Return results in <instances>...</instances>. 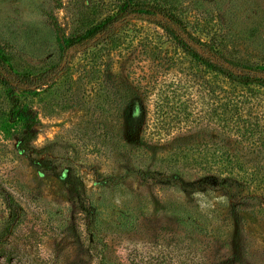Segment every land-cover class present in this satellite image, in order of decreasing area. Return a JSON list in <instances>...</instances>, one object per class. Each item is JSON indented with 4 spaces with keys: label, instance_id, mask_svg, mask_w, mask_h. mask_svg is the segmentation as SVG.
Here are the masks:
<instances>
[{
    "label": "rangeland",
    "instance_id": "374dc122",
    "mask_svg": "<svg viewBox=\"0 0 264 264\" xmlns=\"http://www.w3.org/2000/svg\"><path fill=\"white\" fill-rule=\"evenodd\" d=\"M175 1L200 54L259 82L190 63L154 20L63 54L119 0H0V189L24 210L10 229L0 192V264H264V0Z\"/></svg>",
    "mask_w": 264,
    "mask_h": 264
},
{
    "label": "trees",
    "instance_id": "16d2710c",
    "mask_svg": "<svg viewBox=\"0 0 264 264\" xmlns=\"http://www.w3.org/2000/svg\"><path fill=\"white\" fill-rule=\"evenodd\" d=\"M117 14L115 16L108 17L104 20L99 22L93 23L95 18H89L86 14L82 15L83 17L79 19L77 22V26L74 29V32L68 37L63 39H59L60 49L63 54H69V52L75 48H83L86 45L95 41V47H100L102 44L108 43L110 40H114L115 36H110V30L116 24L119 25L124 20L137 18V19H146L147 21L154 20L155 24L162 28L167 35V38L171 40L177 49L182 52L185 58H188L190 63L195 62L198 67H202L207 71L214 73L216 76H221L227 79L230 83H237L242 86H248L254 84L259 81H255L251 79L245 73H235L231 69L225 67L228 65H233L232 62L226 61L225 57L221 54L223 59L222 63H217L212 59L205 57L204 55L200 54L194 46L200 44L197 39L193 37L191 31L189 29V21L186 18L185 13L180 9L181 7L179 4L176 3L175 0H119ZM83 4V2L81 3ZM84 6L82 10H84ZM88 8V7H87ZM87 10V9H86ZM81 15V14H80ZM110 50L105 52L100 49L97 51L96 57L100 59V61L104 62L106 54H109ZM94 54V53H92ZM94 54V59H95ZM220 55V53H218ZM9 66V59L8 57L0 50V70H7ZM94 70V69H92ZM101 70V68H100ZM264 72V70H263ZM92 75H97L100 78L99 71L91 73ZM264 74V73H263ZM55 77H52L54 79ZM23 80V79H22ZM50 82V80L48 81ZM24 85V84H23ZM38 86H47V84L38 85ZM40 87L38 89H40ZM110 96L109 93L103 91L102 97L107 99V96ZM108 105V103H105ZM12 112L10 114V119L18 124L20 128L26 130L27 128H32L34 126V118L33 115L30 113L29 109L18 102H12ZM106 112L103 110V113ZM21 129V130H22ZM22 143L25 140L20 137ZM224 156L221 157L220 163L223 165ZM217 160V159H215ZM216 164V163H215ZM157 171V173L155 172ZM152 173L155 175L163 176L165 175L166 171H162L160 169L155 170ZM233 170L222 171L219 172V176H223L226 174L232 175ZM139 176L142 182L148 180L146 177V173L143 171H138L136 173ZM150 174V173H149ZM168 174L171 177V171L168 170ZM225 180V179H223ZM0 192L4 196L5 207L8 211V218L7 223L10 224V229L12 225H15L22 221V217L24 214V210L21 206H19L13 195L7 192L4 189H0ZM88 213V212H87ZM89 217L91 213L89 214ZM10 229L9 233H10ZM8 233V234H9Z\"/></svg>",
    "mask_w": 264,
    "mask_h": 264
},
{
    "label": "water",
    "instance_id": "95a60500",
    "mask_svg": "<svg viewBox=\"0 0 264 264\" xmlns=\"http://www.w3.org/2000/svg\"><path fill=\"white\" fill-rule=\"evenodd\" d=\"M66 64H67V63H66V62H64V65H63L62 69L64 68V66H66Z\"/></svg>",
    "mask_w": 264,
    "mask_h": 264
}]
</instances>
